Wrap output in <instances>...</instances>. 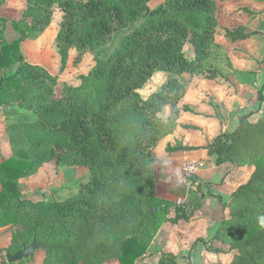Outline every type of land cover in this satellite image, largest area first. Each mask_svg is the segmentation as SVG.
Masks as SVG:
<instances>
[{
  "label": "trees",
  "instance_id": "16d2710c",
  "mask_svg": "<svg viewBox=\"0 0 264 264\" xmlns=\"http://www.w3.org/2000/svg\"><path fill=\"white\" fill-rule=\"evenodd\" d=\"M150 1L26 0L21 18L11 20L18 37L0 45V106L16 103L33 119L22 124L27 149L0 161V226L16 227L3 252L15 253L35 237L47 245L41 249V264H178L182 253L161 249L155 261L145 258L162 224L188 220L201 198L194 196V205L187 209L157 196L152 149L177 125V105L186 90L179 76L228 79L220 65L231 63L214 39L215 0H163L153 8ZM55 8L62 12L55 37L60 71L71 48L77 52L75 63L87 52L94 61L78 85L62 84L60 97L36 73L49 79L50 86L56 76L27 62L20 47L49 26ZM256 33L239 25L226 28L224 35L235 42ZM156 71L168 77L141 97L138 90ZM256 100L264 102V82ZM165 106L169 112L163 117ZM183 109L192 111L187 105ZM252 114L237 115L233 130L218 132L206 145L178 142L164 148L167 153L205 149L216 165L252 167L247 180L223 203L228 213L214 235L197 238L185 254L188 258L201 242L209 252L232 253L224 264H264V227L258 221L264 216V113L255 120ZM51 161L84 166L86 180L64 199L22 196L17 180ZM204 186L197 182L198 194L210 195ZM11 264L34 263L31 257Z\"/></svg>",
  "mask_w": 264,
  "mask_h": 264
},
{
  "label": "crops",
  "instance_id": "0c3cea01",
  "mask_svg": "<svg viewBox=\"0 0 264 264\" xmlns=\"http://www.w3.org/2000/svg\"><path fill=\"white\" fill-rule=\"evenodd\" d=\"M247 1L248 0H215L217 5V27L214 39L221 49H223L232 68L223 64L220 65L228 79L222 77L207 79L201 74L190 75L188 73H182L179 76V79L186 84V90L184 96L177 105L179 109V115L176 119L177 125L172 133L162 138V140L165 141V146L168 142L169 144L174 143L175 138L184 145L203 146L218 132L230 131L227 129V123L236 122L237 124V115L240 113L235 114L234 117L231 118L233 114L231 111L234 108L236 109V106H238V108L244 106L248 98L244 91L236 94L235 90L237 89L238 92L243 90V88H252L249 83L251 81H258L255 79L257 76L254 77V75H252L253 77H251L250 82H247V84L242 82L243 75L250 76V72L257 71V68H253L250 65L249 62L251 61H247L243 57L237 58V54L240 53L241 49L248 50L249 53L258 54L262 46H264L262 41V36L264 37L263 32L255 28H250L251 25L249 20L243 21L242 16H238L241 12H245V15L247 14L249 19L251 15L246 12V10L255 12L256 9H254L255 7L253 6H255L256 0H249L250 7L246 4ZM150 2H148V5ZM234 6H237L235 10H238L235 14L232 13ZM25 8L26 0H0V18L6 19L0 22V45L10 43L18 37V33L12 28L11 20H18L21 18ZM263 9L264 5L260 11L256 12L261 13ZM257 13H254V15ZM61 15L62 12L59 8H55L49 26L40 36L36 39L23 40L20 44L21 51L27 62L44 68L50 75L56 76L59 81L68 80L67 78L71 76V73L77 72L73 68V59L77 54L74 48L69 49L66 66L63 71H60V58L55 44V37ZM220 17H223V23H221ZM237 21L240 22L230 27L231 23ZM239 25L244 26L247 32L257 31V33L235 42L225 37L226 28L231 29ZM247 44H250V47H246L245 45ZM250 49L253 52H250ZM86 54L82 56L83 58L79 64L78 74L87 73L94 63L92 57L90 58V62L85 61L86 58L84 57ZM254 57L258 56L255 55ZM223 66L226 68L228 67L230 72L232 70L238 71L242 78L237 81L233 80L230 76L231 74L225 71ZM15 67V65L12 66L10 70H14ZM82 69H86V71ZM1 71L2 69L0 68V73ZM4 71H7V69ZM186 74L188 75V79H190V77L192 80L195 78V81L186 82L188 80L184 77ZM263 82L264 77L262 81H258L257 84L261 86ZM196 83L199 84L197 85ZM207 85L210 86V94L213 95V105L208 103V100L204 99L206 93L203 90H205V87L207 88ZM191 86H194V95H192L193 92L190 93ZM184 105L190 107L192 111L184 110ZM215 115H217V117ZM32 119L33 115L31 112L16 103L0 106V161L10 157H16L19 151L27 149L28 144L22 129V124ZM184 124L194 125L197 129H186L182 127ZM235 126L236 125H234V127ZM203 134H208V137H210L209 140L206 141ZM197 141H200V143L197 144ZM192 142L193 144H191ZM165 146L163 148H165ZM156 149L155 146L152 149L154 154H156ZM163 151L165 150L163 149ZM164 154L165 155L160 156V158L165 156L162 158V174H160L159 178H156L155 192L157 196L173 201L178 200L182 192L179 188V182L182 177L183 166L186 163L198 160H201V167L197 169L198 180L200 182L212 183L210 188L204 186V190H209L211 193L210 195L202 196L198 193L196 194L201 198L200 208L194 211L193 215L188 220L180 219L177 223H172L170 221L164 222L148 249L149 253H152L153 249L157 248V250L161 249L163 251L178 254L188 251L197 238L207 240L214 235L221 219L228 213V209L223 207V203L229 198L231 192L239 184L247 180L252 171V167H232L227 164L216 165L214 163V156L208 155L205 149L176 151L172 153L164 152ZM55 166L57 165L54 162H46L43 163L35 173L19 178L17 183L21 195L31 200L52 199L53 195L60 188L58 182L62 173V169L57 171ZM38 191L40 196L36 197ZM193 198L194 195L192 196V201H190V207L194 205ZM15 228L16 227H10L9 225L0 226V264H9L6 260L5 262L2 260V257L5 259V252H3L2 249L9 246L11 232ZM221 246L224 247V244H221ZM153 255L157 257L158 252L153 253ZM215 255L225 254L209 252L205 249L203 244L199 242L193 249L190 257V264H215L216 262L224 264L228 263L230 260L225 261V259H217ZM43 257L44 252L42 250H37L32 256V261L34 264H41ZM156 257H154V261ZM104 264L120 263L112 260Z\"/></svg>",
  "mask_w": 264,
  "mask_h": 264
},
{
  "label": "rangeland",
  "instance_id": "374dc122",
  "mask_svg": "<svg viewBox=\"0 0 264 264\" xmlns=\"http://www.w3.org/2000/svg\"><path fill=\"white\" fill-rule=\"evenodd\" d=\"M163 0H153L150 2V7L153 8L155 6H157L159 3H161ZM217 1H220V0H217ZM255 7L254 9L255 12H252L249 16V19H248V16L247 14L245 15V12H241V14H239L238 16H242L243 18V21H247L249 20L250 22V28H255L261 32H263V35H264V12H261V13H257L256 11H260V9L263 7L264 5V0H256L255 1ZM246 4H248V7H250V3H249V0L246 2ZM237 8V6H234L233 7V10H232V13H237L236 11L238 10H235ZM254 13H257L256 15H254ZM253 14V15H252ZM260 14V15H259ZM258 16V17H257ZM236 17V16H235ZM238 18V17H237ZM221 19V23H223V17H220ZM242 20V19H241ZM240 21H237V22H234V23H231L230 24V27H233L235 25H237L236 23H239ZM248 28V27H246ZM262 41L264 43V37L262 36ZM251 44V43H250ZM250 44H247L245 45L246 47H250ZM264 46H262V49L259 51L258 54H253V53H249L248 50H243L241 49L240 53L237 54V58H244L245 60H249L251 62L250 65L253 67V68H257V71H252L250 72V76L249 75H243V78L240 76V73H238V71H235V70H232L231 72L228 70V67H224L223 66V69L227 72H229V74H231L230 76L232 77L233 80H240V78H242V82H244L245 84H247V82H250L251 81V77H253L252 75L257 76L255 77V79H257L258 81H262L263 77H264ZM186 49V52H187V55H191V48L186 46L185 47ZM252 49V48H251ZM250 49V52H253L251 51ZM88 53V52H87ZM86 54V53H85ZM244 55V56H243ZM258 56V57H254V56ZM76 57V56H75ZM92 56L90 54H86V56L84 58H86V62L87 61H91V58ZM83 58V57H82ZM75 59V58H74ZM74 59H73V68L77 71V72H74V73H71V76H69L67 79L68 80H62V81H59L57 80V77H56V83H54L53 85H49L48 83H51L49 79L45 80V78H42L44 76L41 75V73L37 72V76L38 78L37 79H40L41 81H46V85L49 89H51L52 91V94L56 97H60L61 94H62V84L65 83V84H70V85H78L81 81L79 79V76L81 75L78 74L79 72V67H80V62L79 63H75L74 62ZM82 61V60H81ZM232 68V66H231ZM230 68V69H231ZM72 69V68H71ZM73 69V70H74ZM74 70V71H75ZM83 71H86V69H82ZM168 77V74L165 73V72H161V71H157L150 79L149 81L143 85V87H141L139 90H138V93L141 95V97H147L150 93H152L153 91L157 90L158 88H160V86L164 83V81L166 80V78ZM186 79H188V75L186 74ZM183 79V78H182ZM185 80V79H183ZM191 77L190 79H188L186 82H194L195 81V78L192 80ZM258 81H251L249 84L251 85L252 88H243V90H240L237 92V89L235 90L236 91V94H239V92H242L244 91L245 94L247 95V98H248V101L246 102V104L240 108H238V106H236V109L234 108L231 112L233 113L231 115V118L234 117L235 114L237 113H240V114H243V113H247V112H253V114L250 116V119L251 120H255L259 115H261L262 113H264V102L262 104H259L256 100V95H257V91L259 89V86L260 84H257ZM192 84V83H191ZM197 85L199 83H196ZM233 85V84H232ZM194 91V86H191L190 87V93H192ZM205 91L206 95L204 97L205 100H208L210 104L213 105V95L210 94V86L207 85V88L205 87ZM192 95H194V92L192 93ZM244 95V96H246ZM207 97V98H206ZM217 105H216V111H217ZM169 112V107L168 106H165L161 115L163 117H165ZM217 117V115H215ZM228 125V128L229 130H233L234 129V125H236V122H229L227 123ZM199 135V134H197ZM203 136L205 137L206 141L209 140L210 137H208V134L204 135ZM175 138V136H174ZM200 140V139H199ZM164 142L162 140V138L159 140V142L155 145V148L156 149V154H154L156 157H157V161L154 163V169H155V176L156 178H159L160 177V174H162V158L164 157H161L162 155H165L164 152L166 151H163V147L165 146L164 145ZM179 140L177 138L174 139V143H170V145H175L176 143H178ZM169 143V142H168ZM167 143V144H168ZM200 143V141H197V144ZM193 144V142L191 143ZM198 165V167H201V160H198V161H195ZM52 163V162H50ZM185 165V164H184ZM56 167V170L57 171H60V169H62V173H61V177L59 178V182H58V185L60 186L59 190L53 195L52 199H64L66 198L67 196H69L71 193L75 192L76 189H77V185L78 183H81L83 181L86 180V168L84 166H55ZM226 170V169H225ZM182 173H184V170L182 169ZM195 178L197 179V182H200L198 180V177H197V174L195 176ZM179 188L182 190L181 192V196L178 200H174L176 205H186L185 208L187 209H190L191 207L189 206L190 204V201H192V196H196V194L198 193V191L196 190V188H194L193 190L191 191H187L185 186L183 184H181V182H179ZM202 183L203 185H205L206 188H210L212 183L210 182H200ZM187 192V194H186ZM207 192H209V190H207ZM38 196H40V193L39 191L37 192ZM187 195V196H186ZM174 212H171L169 213L168 216H173ZM221 244H224V247L221 246ZM204 246V245H203ZM215 246H219V247H222V248H225L227 249L228 248V245L226 243H221V242H215ZM158 250L157 248L153 249V252L150 253L145 259L146 261H152L154 259V256L153 253H157ZM187 253V251L183 252L182 253V256L180 257L179 261H178V264H190V257L188 258L185 254ZM215 254H219V253H215ZM221 254H225V255H215V257L217 259H221V260H224L227 261L229 259H231V256H232V253H221ZM230 261V260H229ZM197 263V262H195ZM218 263V262H216ZM215 263V264H216ZM207 264H210V263H207Z\"/></svg>",
  "mask_w": 264,
  "mask_h": 264
},
{
  "label": "water",
  "instance_id": "95a60500",
  "mask_svg": "<svg viewBox=\"0 0 264 264\" xmlns=\"http://www.w3.org/2000/svg\"><path fill=\"white\" fill-rule=\"evenodd\" d=\"M46 248L47 245L45 242H38L35 237H33L28 244L22 245L15 253H5L4 257L7 263H16L22 259L31 258L35 251Z\"/></svg>",
  "mask_w": 264,
  "mask_h": 264
},
{
  "label": "built area",
  "instance_id": "2783aa9c",
  "mask_svg": "<svg viewBox=\"0 0 264 264\" xmlns=\"http://www.w3.org/2000/svg\"><path fill=\"white\" fill-rule=\"evenodd\" d=\"M198 165L196 162L186 163L183 166L184 173H182L181 184H183L187 191L193 190L197 181H195V176L197 174Z\"/></svg>",
  "mask_w": 264,
  "mask_h": 264
},
{
  "label": "clouds",
  "instance_id": "9594fccd",
  "mask_svg": "<svg viewBox=\"0 0 264 264\" xmlns=\"http://www.w3.org/2000/svg\"><path fill=\"white\" fill-rule=\"evenodd\" d=\"M258 221H259V224L261 225V227H264V216L258 217Z\"/></svg>",
  "mask_w": 264,
  "mask_h": 264
}]
</instances>
